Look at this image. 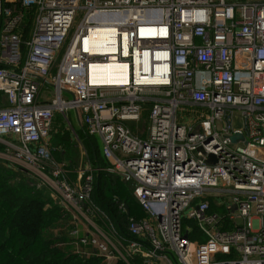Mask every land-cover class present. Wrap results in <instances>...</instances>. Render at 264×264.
<instances>
[{"label": "built area", "instance_id": "1", "mask_svg": "<svg viewBox=\"0 0 264 264\" xmlns=\"http://www.w3.org/2000/svg\"><path fill=\"white\" fill-rule=\"evenodd\" d=\"M110 63L128 82L90 83ZM69 113L104 161L75 184L49 143L55 114L77 138ZM0 152L55 186L37 184L71 215L80 258L264 264V0H0ZM98 174L139 218L94 205Z\"/></svg>", "mask_w": 264, "mask_h": 264}, {"label": "trees", "instance_id": "2", "mask_svg": "<svg viewBox=\"0 0 264 264\" xmlns=\"http://www.w3.org/2000/svg\"><path fill=\"white\" fill-rule=\"evenodd\" d=\"M87 141L89 148L91 141ZM98 155L93 153L99 166L102 160ZM17 171L0 163V264H106L99 257L80 258L75 254L69 212L50 189L37 187L29 176ZM107 179L104 174L94 177V205L115 217L117 203L122 201L128 207V216L139 218L141 214L130 208L133 203L128 188L122 195L121 183L112 186ZM114 196L117 201H113Z\"/></svg>", "mask_w": 264, "mask_h": 264}, {"label": "rangeland", "instance_id": "3", "mask_svg": "<svg viewBox=\"0 0 264 264\" xmlns=\"http://www.w3.org/2000/svg\"><path fill=\"white\" fill-rule=\"evenodd\" d=\"M178 116L182 117V113L178 112ZM68 117H69V120L73 123V127H74L75 121H72L71 113L68 114ZM180 119H182V118H180ZM144 121H145V118L143 119V122ZM143 122L141 121L140 123H128V125L131 127L137 126V128L133 129V130L135 132H140V127H142ZM63 126H64V121H63V118H61V116H59V117L57 116L56 118H53L52 125H51V131H50L49 143L53 144V146L55 145V143H57L58 148L56 147L57 150H54L51 152V156H52V158H54L53 160H56L58 163H64L67 166V169L70 171V173L68 174V179L71 183L75 184V183H77V180H78V174H77V172L73 171L74 168L72 167V164L78 165V163H80V164L82 163L83 167L85 166V167H87V169L92 170L93 166H95L94 163L91 161L92 156H93L92 154L94 153V154L98 155L99 149H98V147H96L97 142L93 141V139H91V138L90 139L87 138L92 143L91 144L92 150H91V148H88L86 146V142H84V139L79 145V147H81L79 150L78 147H76L78 142L76 140L75 141L70 140V138L68 136L69 133L64 130ZM60 129L62 130V132H59ZM58 133L63 134V135H60V137L58 136L55 138V134H58ZM51 136H52V138H51ZM52 139L55 143H52ZM98 145L100 148L99 142H98ZM85 146H86V149H85ZM61 153H63V154H61ZM11 157H14V156H12L10 153L1 154V152H0V163L5 164L7 167H12V166L16 167V169H18L17 172L19 174L21 173L25 177L31 176L29 174V173H31L32 174L31 179H32V181L35 182L36 186H37V184L42 185L43 183L45 184V182H46L47 183L46 185H48V188H50V186H51L53 189H55V186L47 178H45L43 175L38 173V171H36V167L30 166V167H28V170H26L25 168L23 169V167L20 165L12 164L13 159ZM60 160L62 162H59ZM68 161L70 162V164ZM102 164L100 163L99 166H101ZM69 165H71V166H69ZM82 169H83L82 167H80L79 169L76 168V170H78V171L82 170ZM71 170H72V172H71ZM30 171H33L34 173H32ZM28 178H30V177H28ZM117 182L118 181H116V183ZM52 188H50V189H52ZM92 192H93V189H92ZM132 208H134V207H132Z\"/></svg>", "mask_w": 264, "mask_h": 264}, {"label": "bare ground", "instance_id": "4", "mask_svg": "<svg viewBox=\"0 0 264 264\" xmlns=\"http://www.w3.org/2000/svg\"><path fill=\"white\" fill-rule=\"evenodd\" d=\"M90 83L102 86H119L128 82L126 66H118L110 63L105 66H94L90 68Z\"/></svg>", "mask_w": 264, "mask_h": 264}, {"label": "crops", "instance_id": "5", "mask_svg": "<svg viewBox=\"0 0 264 264\" xmlns=\"http://www.w3.org/2000/svg\"><path fill=\"white\" fill-rule=\"evenodd\" d=\"M59 117V116H61L60 114H55L54 115V117L53 118H56V117ZM71 117H73V114H71ZM147 117V115L146 114H144V118H146ZM61 118H63L62 116H61ZM69 118V117H68ZM73 121V120H72ZM142 122H143V120H141ZM140 121V122H141ZM139 122V123H140ZM147 121H144L143 123H142V127H140V129H143V128H145L146 126H147ZM71 126H72V128H73V132L75 133V135H76V137L77 138H75V137H73V135H72V132H68L69 134H68V136H69V138H70V140H78V144L76 145V147H78V149L80 150V148L81 147H79V145H80V143L83 141V139H85L86 141V144L88 143V139L85 137V129L82 127H80L79 126V124L76 122L75 123V126L73 127V123H71ZM63 128H64V126H63ZM137 128V126L136 127H134V129H136ZM65 130V129H64ZM142 131V130H141ZM59 132H62V130L60 129L59 130ZM141 133V132H140ZM60 135H63V134H60V133H58V134H55V138L56 137H60ZM51 138H52V136H51ZM93 141H95V142H97V145H96V147H98V149H99V145H98V140H95V139H93ZM90 142V141H89ZM52 143H55L54 141H53V139H52ZM90 144H92L91 142H90ZM51 145V147H57V143H55V145L53 146V144H50ZM87 146V145H86ZM86 146H85V149H86ZM58 148V147H57ZM89 148H91V150H92V147L90 146ZM93 152V151H92ZM64 153V152H63ZM63 153H61V154H63ZM98 154H99V158L102 160V158H101V155H100V152H99V150H98ZM93 155V154H92ZM54 159V158H53ZM94 160L95 159H93V156H92V159H91V161L94 163ZM55 162H57L56 160H54ZM59 162H62L61 160L59 161ZM69 162V161H68ZM104 161L102 160V163H103ZM69 164H70V162H69ZM94 165H96L95 163H94ZM69 166H71V165H69ZM83 165H82V163L80 164V163H78V165L77 164H72V167L74 168V172H76V168L77 169H79L80 167H82ZM71 172H72V170H71ZM30 178H31V176H29ZM108 184L109 185H112L113 186V184L115 185V183H116V181L113 183V182H110V177H108ZM119 182H117V184H118ZM121 183V182H120ZM120 188H121V191H120V193L122 194V195H124V189L126 188L122 183H121V186H120ZM123 188V189H122ZM131 196V194L129 195V197ZM130 200H131V202L133 203V204H131V206H130V208H132V207H134L135 209H136V211L138 212V213H141L140 212V210H139V207H137V205H136V202L134 201V199H133V197L131 196L130 197Z\"/></svg>", "mask_w": 264, "mask_h": 264}, {"label": "water", "instance_id": "6", "mask_svg": "<svg viewBox=\"0 0 264 264\" xmlns=\"http://www.w3.org/2000/svg\"><path fill=\"white\" fill-rule=\"evenodd\" d=\"M234 125H235L237 128L239 127V124H238V122H237L236 119H234ZM241 139H242L241 136H239V135H234V136H232V137L230 138V141H231L232 143H236L237 141H239V140H241ZM207 162H208L209 164H213V163H215V159H214V157H213L212 155L208 156Z\"/></svg>", "mask_w": 264, "mask_h": 264}]
</instances>
